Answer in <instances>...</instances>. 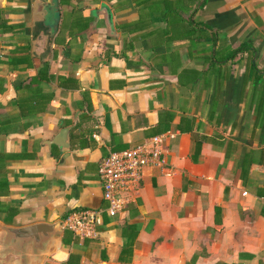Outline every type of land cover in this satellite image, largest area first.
<instances>
[{
    "label": "crops",
    "instance_id": "obj_1",
    "mask_svg": "<svg viewBox=\"0 0 264 264\" xmlns=\"http://www.w3.org/2000/svg\"><path fill=\"white\" fill-rule=\"evenodd\" d=\"M167 132L169 176L61 228L105 207L103 157ZM36 224L61 234L27 264H264V0H0V238Z\"/></svg>",
    "mask_w": 264,
    "mask_h": 264
},
{
    "label": "built area",
    "instance_id": "obj_2",
    "mask_svg": "<svg viewBox=\"0 0 264 264\" xmlns=\"http://www.w3.org/2000/svg\"><path fill=\"white\" fill-rule=\"evenodd\" d=\"M173 138L174 134L170 132L155 135L137 146L103 157L97 167V178L105 207L71 211L63 219L61 228L78 238H93L103 214L115 218L134 202L145 169H158L165 176L171 174L164 156V145Z\"/></svg>",
    "mask_w": 264,
    "mask_h": 264
},
{
    "label": "water",
    "instance_id": "obj_3",
    "mask_svg": "<svg viewBox=\"0 0 264 264\" xmlns=\"http://www.w3.org/2000/svg\"><path fill=\"white\" fill-rule=\"evenodd\" d=\"M77 113L73 120L76 119ZM70 128L64 127L47 142V146L56 145L62 153H67L69 148L68 134ZM57 224H36L20 229L2 228L0 238V259L7 256L17 258L19 264H27L26 254L29 252L35 259L39 253L45 251L49 240H55L61 234L56 229Z\"/></svg>",
    "mask_w": 264,
    "mask_h": 264
},
{
    "label": "trees",
    "instance_id": "obj_4",
    "mask_svg": "<svg viewBox=\"0 0 264 264\" xmlns=\"http://www.w3.org/2000/svg\"><path fill=\"white\" fill-rule=\"evenodd\" d=\"M78 138L80 139V136H78ZM85 145H86V143H82V141L79 144L80 147H84Z\"/></svg>",
    "mask_w": 264,
    "mask_h": 264
}]
</instances>
